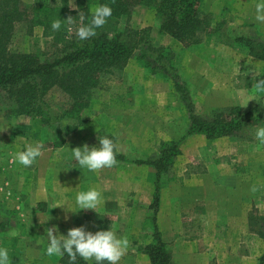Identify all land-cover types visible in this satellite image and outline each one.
Returning <instances> with one entry per match:
<instances>
[{
    "label": "rangeland",
    "instance_id": "1",
    "mask_svg": "<svg viewBox=\"0 0 264 264\" xmlns=\"http://www.w3.org/2000/svg\"><path fill=\"white\" fill-rule=\"evenodd\" d=\"M261 2L202 0L209 24L189 46L161 32L152 9L133 7L118 27L138 31V47L119 76L107 75L93 91L83 124L60 146H48L52 133L36 118L5 119L0 112V248L7 249L11 264H66L46 255V228L56 225L65 236L81 226L95 233L94 213L102 215L100 230L111 228L130 241L119 264H149L144 251L155 243L154 227L170 264L258 263L264 254V144L255 133L264 127V89L255 82L264 78V61L236 38L264 42V23L255 19ZM74 3L67 0L69 7ZM20 31L16 26V50L40 59L59 52L39 27L23 38ZM47 100L59 108L66 97L52 89ZM228 106L261 118L214 139L186 133L190 111L208 118ZM105 136L119 145L117 164L99 172L82 168L72 149L99 147L98 138ZM164 142H174L178 153L156 176L152 163ZM37 143L44 145L43 155L24 167L17 153ZM91 189L101 192L99 210H80L77 194ZM57 204L74 211L67 212V221Z\"/></svg>",
    "mask_w": 264,
    "mask_h": 264
},
{
    "label": "trees",
    "instance_id": "2",
    "mask_svg": "<svg viewBox=\"0 0 264 264\" xmlns=\"http://www.w3.org/2000/svg\"><path fill=\"white\" fill-rule=\"evenodd\" d=\"M202 0H76V8L67 5V0H31L22 6L20 0H0V112L5 119L16 116L36 118L42 127L51 131L48 146H60L67 135L84 122L82 113L90 105L93 91L107 75L119 76L140 39H136L133 28L120 30L118 25L127 19L132 8L143 6L153 10L159 18V30L184 46L196 44L200 33L208 27V21L200 11ZM112 8V16L98 35L79 41L75 28L80 24L79 12L84 13V23L92 18L94 9L100 5ZM93 6V9H90ZM72 16L75 25L64 21ZM62 21L61 30L51 28L54 20ZM21 28V38L32 26L40 29V36L49 38L59 46L52 59H40L36 53L12 46L15 27ZM69 28L72 30L69 31ZM239 44L264 61V42H255L248 37H237ZM56 89L66 100L59 108L52 107L47 100L50 90ZM261 115L241 112L235 106L214 111L204 118L191 111L188 116L187 134H202L206 139L231 135L246 125L258 123ZM178 153L174 142H164L158 160L153 161L158 176L173 162ZM116 157H118L116 155ZM157 161V162H156ZM157 196V195H156ZM155 200V199H154ZM98 231L104 227L102 215H92ZM154 244L145 249L149 264H170V254L160 240L154 227ZM69 264L67 255L60 257ZM76 264L87 263L77 257ZM107 264V261L104 262ZM257 264H264V254Z\"/></svg>",
    "mask_w": 264,
    "mask_h": 264
},
{
    "label": "clouds",
    "instance_id": "3",
    "mask_svg": "<svg viewBox=\"0 0 264 264\" xmlns=\"http://www.w3.org/2000/svg\"><path fill=\"white\" fill-rule=\"evenodd\" d=\"M70 7L75 9V3L74 6ZM112 11V8L106 4L96 7L90 22L87 24L84 23V13L79 12L80 24L75 28L76 38L82 42L97 36V29H102L107 24L108 19L112 16ZM255 19L260 23H264V2L256 4ZM64 21L69 26L76 24L72 16H68ZM61 27L62 21L60 19L52 22L51 28L54 32L61 30ZM71 30L69 28V31ZM255 87L264 89V78H258L255 82ZM255 137L260 144H264V127L256 130ZM98 141L99 147H89L85 144L82 148L76 147L72 149L76 162L82 168H87L92 172H99L102 169L114 167L117 164L116 155L120 151L119 145L107 136L98 138ZM43 147L44 145L41 143H37L35 146L28 145L24 151L17 153L16 160L24 167H31L36 158L43 155ZM252 191L256 192L257 188L253 186ZM75 203L80 210L95 211L102 203L101 192L96 189L80 192L76 196ZM57 207L64 208L66 213L64 216L65 221L69 218L67 212H74L63 204H57L54 208ZM17 234L15 231L9 232L10 236H16ZM46 235L48 239L46 255L49 257L59 256L61 258L67 255L69 264H76L77 257L86 262L94 261L95 264H104L105 261H107V264H119V261L126 255L130 247V241L127 236L118 237L111 228L93 233L86 231L83 226L74 227L70 228L65 236L59 234L57 226L53 225L46 228ZM0 264H11L8 251L5 248H0Z\"/></svg>",
    "mask_w": 264,
    "mask_h": 264
},
{
    "label": "crops",
    "instance_id": "4",
    "mask_svg": "<svg viewBox=\"0 0 264 264\" xmlns=\"http://www.w3.org/2000/svg\"><path fill=\"white\" fill-rule=\"evenodd\" d=\"M104 206H105V205H104ZM104 206H103V207H104ZM97 210H99V208H98V207L96 208V210H95V211H97Z\"/></svg>",
    "mask_w": 264,
    "mask_h": 264
}]
</instances>
